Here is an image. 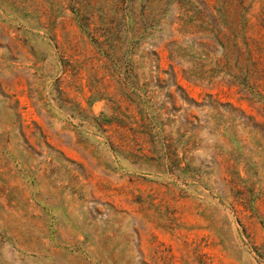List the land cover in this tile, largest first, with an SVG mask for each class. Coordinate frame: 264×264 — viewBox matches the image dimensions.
I'll return each instance as SVG.
<instances>
[{
  "label": "rangeland",
  "instance_id": "374dc122",
  "mask_svg": "<svg viewBox=\"0 0 264 264\" xmlns=\"http://www.w3.org/2000/svg\"><path fill=\"white\" fill-rule=\"evenodd\" d=\"M0 264H264V0H0Z\"/></svg>",
  "mask_w": 264,
  "mask_h": 264
}]
</instances>
